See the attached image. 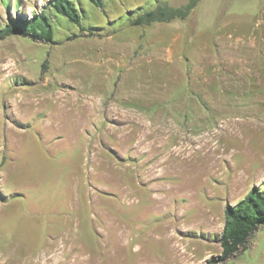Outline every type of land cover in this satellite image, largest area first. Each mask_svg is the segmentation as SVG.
<instances>
[{
  "label": "rangeland",
  "instance_id": "1",
  "mask_svg": "<svg viewBox=\"0 0 264 264\" xmlns=\"http://www.w3.org/2000/svg\"><path fill=\"white\" fill-rule=\"evenodd\" d=\"M0 0L50 42L0 39V264H264V225L220 260L223 208L264 192V0Z\"/></svg>",
  "mask_w": 264,
  "mask_h": 264
},
{
  "label": "trees",
  "instance_id": "2",
  "mask_svg": "<svg viewBox=\"0 0 264 264\" xmlns=\"http://www.w3.org/2000/svg\"><path fill=\"white\" fill-rule=\"evenodd\" d=\"M98 5V0H90ZM197 0L188 2L179 8L157 6L154 9L139 14L132 24L143 25L153 21H170L174 18H184L194 8ZM54 14L65 17L68 21L79 24L80 15L72 0H51L50 8ZM21 34L33 40L50 42L53 39V24L48 11L34 12L29 18L16 17L9 19L0 28V39L10 34ZM224 224L218 241L221 246L220 260L234 255L240 248L244 249L248 238L260 225H264V192L255 185L237 203H226L223 208ZM216 259H209L206 264H212Z\"/></svg>",
  "mask_w": 264,
  "mask_h": 264
}]
</instances>
